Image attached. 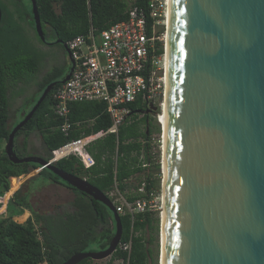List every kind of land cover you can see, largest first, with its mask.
Masks as SVG:
<instances>
[{
    "label": "water",
    "instance_id": "1",
    "mask_svg": "<svg viewBox=\"0 0 264 264\" xmlns=\"http://www.w3.org/2000/svg\"><path fill=\"white\" fill-rule=\"evenodd\" d=\"M30 3L35 33L45 42ZM167 15L161 264H264V0H168ZM62 45L71 66L60 85L74 67ZM56 83L21 114L4 152L12 164H37L111 212L108 246L62 264L104 260L121 240L114 203L86 179L14 151L16 133Z\"/></svg>",
    "mask_w": 264,
    "mask_h": 264
},
{
    "label": "trees",
    "instance_id": "2",
    "mask_svg": "<svg viewBox=\"0 0 264 264\" xmlns=\"http://www.w3.org/2000/svg\"><path fill=\"white\" fill-rule=\"evenodd\" d=\"M35 3L43 34L48 29L53 37L67 43L77 36L87 35L91 30L99 33L125 21L131 7L145 8L148 0H133L130 6L127 0H35ZM30 9V2L26 5L22 0H0V142H7L17 123L13 122L14 116L10 111V92L20 93L23 90L20 85L36 79L47 55L36 45L27 29L33 31L36 41L41 44L33 22L29 20ZM68 70L50 69L36 81L37 92L23 102L20 113H27L43 89L57 82L32 118L16 133L14 151L17 157L23 158L27 148L26 143H18L17 139L20 136L26 139L33 132L42 140L43 152L37 157L46 161L51 158V151L68 141L100 136L87 147L95 160L92 168L85 170L76 157L70 156L57 161V169L86 179L112 202L114 199L110 197V192L114 188L129 202L148 198L150 192L158 190L157 179L152 173L153 170H159L152 156V135L158 133L157 126L152 128L146 118H140L143 123L137 124L135 113L143 112V108L139 102H134L128 105L131 112L118 127L117 133L106 134L111 126L106 104L97 101L77 102L68 105V120L73 126L69 136L65 137L59 130L62 120L52 110V93ZM141 157L151 164L148 169L142 168ZM30 169L37 170V175L32 176ZM143 172L146 173L145 179L134 187L135 192L127 193L128 181ZM23 176L27 177L25 180L29 179L27 182L47 176L50 181L69 188L39 165L12 164L5 152L0 151V264H62L76 253L104 250L108 246L115 234L111 212L103 204L71 188L76 197L73 203L75 211L53 214L33 211L30 218L19 223L15 217L21 216L22 209L30 206L27 194L23 193V183L19 185L17 181ZM141 182H145V194L136 191ZM117 205L114 204L115 209ZM4 207L7 209L5 215L2 214ZM118 215L120 244L130 243V251L118 247L109 257L110 263L120 260L123 264H156L152 244L157 241V213L144 212L132 216L124 212ZM34 224L40 226L43 242L37 239ZM78 264H94V261L86 259Z\"/></svg>",
    "mask_w": 264,
    "mask_h": 264
},
{
    "label": "built area",
    "instance_id": "3",
    "mask_svg": "<svg viewBox=\"0 0 264 264\" xmlns=\"http://www.w3.org/2000/svg\"><path fill=\"white\" fill-rule=\"evenodd\" d=\"M168 0H148L145 8L133 6L128 11L125 21L109 28L87 35L77 36L66 43L74 62L69 79L59 85L52 93L53 113L62 120L60 132L69 136L72 124L68 120V105L77 102H103L111 117V126L106 134H116L118 127L130 114L128 105L139 102L144 109L155 106L154 115L158 136L152 138V152L155 164L159 166L158 177L162 181V119L165 99L166 77V27ZM102 136V135H101ZM153 136V135H152ZM100 136L68 141L51 151L50 163L70 156L76 157L85 170L95 165V160L88 152V145ZM154 144V145H153ZM142 168L151 164L141 157ZM162 185V182H161ZM145 194V182L136 189ZM135 192V190L133 191ZM116 207L118 214L128 212L130 215L150 212L161 218L162 193L154 190L148 198L129 202L119 194ZM4 208L2 209V211ZM6 212L4 213V215ZM37 239L43 242V235L38 224H34ZM123 251H130V243L119 244ZM41 264H46L43 262Z\"/></svg>",
    "mask_w": 264,
    "mask_h": 264
},
{
    "label": "rangeland",
    "instance_id": "4",
    "mask_svg": "<svg viewBox=\"0 0 264 264\" xmlns=\"http://www.w3.org/2000/svg\"><path fill=\"white\" fill-rule=\"evenodd\" d=\"M24 3H26V5L30 2V0H22ZM133 0H127L128 5L130 6L131 2ZM31 5V3H30ZM31 10V9H30ZM57 10V8H56ZM32 12V10H31ZM30 35L32 36L33 40L35 41L36 45L43 50L47 55H46V59L43 61V63L40 66V70L38 75L36 76V79L28 84L25 85H20L19 87L22 88V92L20 93H14V92H10V111L14 116V120L13 122H19L20 118H21V113L17 112L18 108L23 104V102L25 101V99L30 98L31 96H33L36 92H37V87H36V81L40 80L41 77L48 72L50 69L53 68H63V69H68V64H66V59L63 57L62 52L58 49V48H54V49H47L44 48L40 43H38L36 41L35 35L33 33V31L30 28H27ZM68 60V58H67ZM18 90V88L16 89V91ZM134 118V117H133ZM137 120V124H142L143 120H140V114H136L135 118ZM151 124V127L154 128L156 127V122H155V118L150 117L148 120ZM158 134L155 132L152 136L153 140L157 139ZM30 140L33 141L34 144H36L37 146L40 144V136L36 133L32 134L30 136ZM18 143L19 138L17 139ZM154 145V144H153ZM5 146H6V142H0V151H4L5 150ZM155 149L152 150V152H156V145ZM21 153L23 154V152L21 151ZM42 151L41 149H34L33 147H29L27 149V151L23 154L24 157L28 156V155H38L41 154ZM32 170V169H30ZM152 173L156 174L158 173L157 171H152ZM146 177V173L143 172L140 175H137L135 177H133L132 179H130L127 183V193H133L134 191V187L139 183V181H143ZM27 177L23 176L17 179L19 185L21 183L24 182V180ZM157 182H158V190L157 191H161L162 192V188H161V178L159 179L158 177H156ZM50 180L47 176H43V177H38L36 178V180L32 181L30 183V189L35 188L36 186L40 185V183H48ZM18 185V186H19ZM15 190L12 191L11 195L13 194ZM110 197H112L114 199V204L119 202V196L117 195V191L114 188L111 192H110ZM124 197V196H123ZM72 199L71 195H67L64 191H57V190H45L42 194H40V196L38 197V201L39 204L33 205V209L34 211L41 213V214H53L54 212H65V211H71L72 208L70 207L69 203L70 200ZM32 202V200H31ZM14 209H18V207L13 206ZM157 216L159 218V226H158V234H157V241H155L152 244V250H153V256L156 259V264H159V260L161 257V241H160V230H161V223H160V215H159V211H157ZM22 217L18 218L19 223H24L25 221L23 219H21ZM153 236H155V234H153ZM94 264H123L122 261L120 260H115L114 262L110 263L109 258L104 259V260H100V261H94Z\"/></svg>",
    "mask_w": 264,
    "mask_h": 264
},
{
    "label": "crops",
    "instance_id": "5",
    "mask_svg": "<svg viewBox=\"0 0 264 264\" xmlns=\"http://www.w3.org/2000/svg\"><path fill=\"white\" fill-rule=\"evenodd\" d=\"M22 106V105H21ZM21 106L18 108L17 112H20V108ZM24 113V112H23ZM21 112V114H23ZM22 118V116H21ZM36 132H33L29 135L28 138L25 139L24 136H20L19 137V143H26L27 144V148H26V151L29 147H33V148H36V149H42V140H41V137H40V144L37 146L36 144L33 143L32 140H30V136L32 134H34ZM37 134V133H36ZM43 152V151H42ZM28 156H32V155H28ZM34 156V155H33ZM36 156V155H35ZM31 172V175L33 176H36L37 175V170H30ZM29 180V179H27ZM27 180H25V182H23L22 185H24V189H23V193L24 194H27L28 198V203H29V208H24L22 209L23 210V213L21 216L19 217H15L16 220H18V218L20 217H23L25 216V218L23 219L24 221L27 219V218H30L32 216V212L34 211L33 209V205L36 204L38 205L39 204V201H38V197L40 196V194H42L45 190H57V191H64L67 195H71L72 199L70 200V207L72 208L71 211H75V208L73 206V200L75 199V195L73 193L72 190H70L69 188L59 184V183H55V182H52V181H49L48 183L44 184V183H40V185L36 186L35 188L33 189H30V183L31 182H27ZM32 200V202H31ZM38 203V204H37ZM7 211L6 207H4V210L2 211V214H4L5 212Z\"/></svg>",
    "mask_w": 264,
    "mask_h": 264
},
{
    "label": "flooded vegetation",
    "instance_id": "6",
    "mask_svg": "<svg viewBox=\"0 0 264 264\" xmlns=\"http://www.w3.org/2000/svg\"><path fill=\"white\" fill-rule=\"evenodd\" d=\"M29 20H31V17L29 18ZM44 38H45V42H41V45L44 47V48H47V49H54V48H58L61 52H62V55L63 57L66 59V64H68V69H70V61L67 60V54L63 48V45L62 44H66L64 43L62 40H59L55 37L52 36L51 32L48 30V29H45L44 31ZM56 41H60V42H56ZM58 45V46H57ZM153 108H155L154 110H149V108H144L143 109V113L140 114V118H146V121L149 120L150 117H154V115L157 113V108L155 106H152ZM76 199V197H75ZM75 199L72 201L73 203L75 202ZM61 213V212H60Z\"/></svg>",
    "mask_w": 264,
    "mask_h": 264
},
{
    "label": "bare ground",
    "instance_id": "7",
    "mask_svg": "<svg viewBox=\"0 0 264 264\" xmlns=\"http://www.w3.org/2000/svg\"><path fill=\"white\" fill-rule=\"evenodd\" d=\"M166 29H168V20H167V27H166ZM166 43H165V50H166V56H167V30H166ZM164 104H165V99H164ZM163 110H164V108H163ZM163 115V114H162ZM161 119H162V116H161ZM162 156H163V152H162ZM162 181H163V158H162ZM161 188H162V185H161ZM162 190V189H161ZM162 193V192H161ZM26 216V215H25ZM25 216H23L21 219H24L25 218ZM161 217H162V213H161ZM162 219V218H161ZM161 230H162V228H161ZM160 258H162V252H161V257ZM160 264H161V259H160Z\"/></svg>",
    "mask_w": 264,
    "mask_h": 264
}]
</instances>
